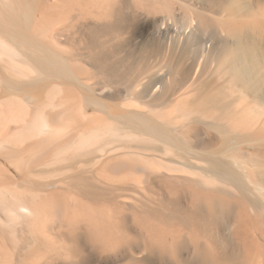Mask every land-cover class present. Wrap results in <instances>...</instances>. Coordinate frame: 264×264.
<instances>
[{"label":"bare ground","instance_id":"6f19581e","mask_svg":"<svg viewBox=\"0 0 264 264\" xmlns=\"http://www.w3.org/2000/svg\"><path fill=\"white\" fill-rule=\"evenodd\" d=\"M0 264H264V0H0Z\"/></svg>","mask_w":264,"mask_h":264}]
</instances>
